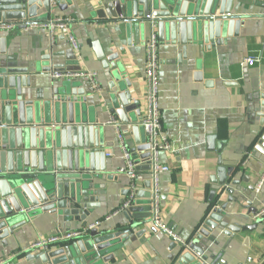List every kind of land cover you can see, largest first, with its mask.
Listing matches in <instances>:
<instances>
[{"label": "crops", "instance_id": "crops-1", "mask_svg": "<svg viewBox=\"0 0 264 264\" xmlns=\"http://www.w3.org/2000/svg\"><path fill=\"white\" fill-rule=\"evenodd\" d=\"M53 1L55 4L51 2L50 12L43 8L37 10L38 19L44 18L37 21V25L60 18L67 21V28L56 29L50 34L35 26L27 30L9 27L4 30L7 38L5 58L12 66L28 68L29 72L35 64L43 69L49 67L50 72L31 79L32 92L37 94L40 89L46 99L50 96V83H59L65 75L93 73L98 88L85 78H76L80 91L83 89L104 103L123 90L129 91L134 100H140L138 114H125L127 124H122L103 104L101 110H96L98 124L94 126L103 133L100 147L104 151V168L102 173H92L100 179L93 180L97 186L96 199L86 222H101L100 230L118 228L126 224L123 211L106 218L119 210L127 199L130 179L118 173L124 166L122 150L116 128L107 122L118 124L125 148L141 175L137 191L149 194L146 189L149 166L142 159L145 152L137 148L147 144L141 121L146 112L145 44L150 33L140 39L127 35L113 17L112 3L117 0ZM101 11L104 18L98 16ZM230 14L244 17V22L236 35L227 37L224 31L220 43L209 40L184 46L166 40L161 44L156 35L157 98L162 130L170 145L168 152L160 154L162 164L169 167V171L160 176L161 218L183 240L192 239L193 243L212 209L226 205L224 222L252 229L229 236L220 228L214 230L210 239L198 243L206 257L204 264H212L218 256V264H264V218L257 223L258 218L252 213L253 209L264 207V184L259 194L254 191L264 171V155L253 149L264 133L258 116L264 111L261 106L264 96V1L231 0ZM68 34L77 43L75 49L68 42ZM98 53L102 54L101 59ZM248 57H259L260 62L244 65ZM107 59L112 60L103 62ZM114 65L118 78L113 82ZM54 74L63 77L56 79ZM133 125L138 127L137 136L133 134ZM209 138H212L210 143ZM219 143L222 145L217 151ZM219 159L226 168L232 169L226 186L233 190L232 196L213 183ZM233 181L238 185H232ZM229 198L232 203L228 202ZM213 201L216 205L211 208ZM135 205L150 211V198L136 199ZM143 214L137 213V216ZM81 225L82 221L62 223L48 214L38 215L0 243V260L4 264H40L34 258L38 253L29 250L32 242L58 231L79 230ZM133 231V237L112 253L111 258L100 259L94 264H173L178 251L187 249L154 231L149 218ZM58 248L53 246L51 250Z\"/></svg>", "mask_w": 264, "mask_h": 264}, {"label": "water", "instance_id": "water-1", "mask_svg": "<svg viewBox=\"0 0 264 264\" xmlns=\"http://www.w3.org/2000/svg\"><path fill=\"white\" fill-rule=\"evenodd\" d=\"M230 4L231 0H117L112 8L114 19L127 35L140 39L154 31L161 44L167 40L186 46L209 40L220 43L224 31L227 37L236 35L244 17L231 15ZM51 7L50 0H0V243L42 214L56 217L62 223L82 221L81 229L84 228L96 199L97 186L93 180L100 179L92 173H102L104 168V151L100 147L103 133L94 126L98 124L96 110H101L103 104L122 124L128 123L125 114L139 113L140 100H134L129 91L113 94L104 103L83 89L80 91L76 78L72 77L50 83L48 99L40 89L37 94L32 92L31 79L50 72V68L35 64L29 72L28 68L12 66L5 58L4 30L10 26L17 30L36 26L37 21L44 19H38L37 10L50 12ZM98 16L104 18L105 14L101 11ZM98 57L101 59L102 54L98 53ZM112 70L116 71L111 75L114 82L118 78L115 65ZM261 106L264 108V96ZM258 116L264 131V111ZM132 131L137 136V125H133ZM253 149L264 155L263 132ZM137 151L145 152L143 160L149 158L148 144L139 146ZM231 172L219 159L213 183L230 196L234 192L226 186ZM231 184L237 186L238 182ZM149 188L147 181L146 189ZM147 195L136 191L130 206L123 210L124 226L107 230L97 227L81 239L58 244V249L39 252L34 258L40 264H94L111 258L133 237L135 227L150 217L148 208L135 205L136 199L150 198ZM228 202L232 203V198ZM225 210L226 205H222L210 212L194 242L188 249L178 251L173 264H204L206 257L198 243L210 239L217 228L228 236L252 229L224 222ZM252 211L254 215L257 213L255 209ZM142 212L143 216L138 217L137 213ZM219 258L212 264L220 263Z\"/></svg>", "mask_w": 264, "mask_h": 264}, {"label": "built area", "instance_id": "built-area-1", "mask_svg": "<svg viewBox=\"0 0 264 264\" xmlns=\"http://www.w3.org/2000/svg\"><path fill=\"white\" fill-rule=\"evenodd\" d=\"M264 1V0H263ZM52 4H55L53 0H51ZM67 21L60 18H52L48 21L38 24L35 27L43 28L47 30L50 34H53L56 29L65 30L67 27ZM11 27V26H10ZM9 28V27H8ZM68 42L75 49L77 47V43L73 36L70 34L67 35ZM158 40L154 31H151L149 38L145 44V53H146V66H145V84H146V112L141 121V127L144 130L147 136V144L149 145V158L146 160V163L149 166V196H150V217L149 224L152 228L162 233L166 237L170 238L175 244L189 248L192 244L191 240H183L180 236H178L174 231H172L161 218V210H160V198H161V188H160V176L169 171V167L162 164L160 159V154L163 152H168L170 150L169 142L166 136L163 133L161 118H160V109L158 104V78L157 72L159 68V59H158ZM260 62L259 57H248L244 60L243 64L247 66H253L256 63ZM56 79L62 78V75H53ZM66 77L72 78H85L89 81V83L97 89L98 86L96 84V74L93 73H80L73 75H65ZM107 125H112L116 128L117 137L119 144L122 150V159L124 160V166L118 170L120 174H126L130 179V186L128 188V197L122 203L119 210L115 211L113 214L108 216L106 220H108L111 216L118 214L119 212L126 210L131 202L134 199L135 193L138 190L137 182L140 180L141 175L138 173L136 169V165L133 162L129 152L125 148V142L123 136L120 132V128L118 124L114 121L107 122ZM264 184V171L261 176L260 181L258 182L255 193L259 194L262 186ZM217 207V206H216ZM215 207V208H216ZM214 208V209H215ZM213 210V209H212ZM255 218L262 219L264 218V207L257 210L255 214ZM99 221L94 223L87 224L84 228L75 230V231H58L54 235L48 237H40L37 238L30 245V252L39 253L43 251L50 250L53 246L58 244H64L66 242H70L73 240L81 239L90 230H93L100 226ZM198 232V231H197ZM264 240V239H263ZM0 264H4L3 261L0 260Z\"/></svg>", "mask_w": 264, "mask_h": 264}, {"label": "trees", "instance_id": "trees-1", "mask_svg": "<svg viewBox=\"0 0 264 264\" xmlns=\"http://www.w3.org/2000/svg\"><path fill=\"white\" fill-rule=\"evenodd\" d=\"M215 205H216V204H215V202L213 201V202L210 204V207L213 208ZM210 207H209V209H211Z\"/></svg>", "mask_w": 264, "mask_h": 264}]
</instances>
